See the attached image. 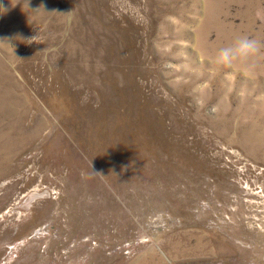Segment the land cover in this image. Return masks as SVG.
I'll return each mask as SVG.
<instances>
[{
  "label": "rangeland",
  "instance_id": "rangeland-1",
  "mask_svg": "<svg viewBox=\"0 0 264 264\" xmlns=\"http://www.w3.org/2000/svg\"><path fill=\"white\" fill-rule=\"evenodd\" d=\"M0 264H264V0H0Z\"/></svg>",
  "mask_w": 264,
  "mask_h": 264
},
{
  "label": "clouds",
  "instance_id": "clouds-1",
  "mask_svg": "<svg viewBox=\"0 0 264 264\" xmlns=\"http://www.w3.org/2000/svg\"><path fill=\"white\" fill-rule=\"evenodd\" d=\"M257 51V42L249 38H240L234 44L220 48L215 63L225 68H233L235 62L244 61Z\"/></svg>",
  "mask_w": 264,
  "mask_h": 264
}]
</instances>
